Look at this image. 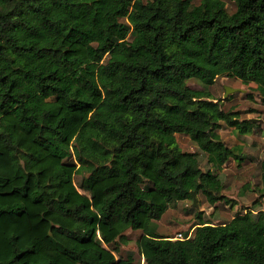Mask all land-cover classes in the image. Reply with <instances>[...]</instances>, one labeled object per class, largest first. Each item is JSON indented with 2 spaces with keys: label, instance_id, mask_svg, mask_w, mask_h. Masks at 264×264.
<instances>
[{
  "label": "trees",
  "instance_id": "trees-1",
  "mask_svg": "<svg viewBox=\"0 0 264 264\" xmlns=\"http://www.w3.org/2000/svg\"><path fill=\"white\" fill-rule=\"evenodd\" d=\"M232 1L0 0V264H138L118 256L128 230L142 264H264V210L185 240L151 231L192 192L227 200L177 134L218 170L243 159L223 123L253 131L187 83L264 99V0Z\"/></svg>",
  "mask_w": 264,
  "mask_h": 264
},
{
  "label": "rangeland",
  "instance_id": "rangeland-1",
  "mask_svg": "<svg viewBox=\"0 0 264 264\" xmlns=\"http://www.w3.org/2000/svg\"><path fill=\"white\" fill-rule=\"evenodd\" d=\"M223 1L229 13L235 11L236 5L232 0ZM190 2L195 5L199 4L201 0H190ZM187 83L193 89L210 92L216 100L223 102L225 109L238 110L241 120L256 118L258 122H253L252 129L256 132L249 138L243 136L246 134L241 135L236 129L223 123L220 129L222 139L227 145L235 148L243 159L240 162L232 159L218 170L208 162L207 155L189 135L177 134V146L181 150L196 153L203 170H213L219 174L224 182L223 194L227 200L224 199L212 205L205 195L197 194V206L194 205L193 199L171 203L160 220L152 221L151 231L169 236L174 240L179 233L193 237L196 225L200 220L221 224L230 221L240 212L246 213L252 210L257 213L264 210V161H262L264 146L262 148L260 146L261 142L264 144V99L257 91V85L255 83L247 85L239 79L228 77H219L210 86L195 78L189 79ZM227 88L236 91L226 96ZM246 158L250 159V162L244 165L247 163ZM82 178V175L76 176L77 186L81 185ZM199 215H201V219ZM140 235L141 231L128 230L125 233L127 243L121 241L118 243L120 250L118 256L123 258L132 256L135 262L142 264L144 260L138 248Z\"/></svg>",
  "mask_w": 264,
  "mask_h": 264
},
{
  "label": "water",
  "instance_id": "water-1",
  "mask_svg": "<svg viewBox=\"0 0 264 264\" xmlns=\"http://www.w3.org/2000/svg\"><path fill=\"white\" fill-rule=\"evenodd\" d=\"M236 90L232 89V88H227L226 90V96L231 93V92H234ZM251 122H258V120L256 118H251L250 119ZM192 196H193V201H194V205L197 206L198 203H197V196H196V193L195 192H192Z\"/></svg>",
  "mask_w": 264,
  "mask_h": 264
},
{
  "label": "crops",
  "instance_id": "crops-1",
  "mask_svg": "<svg viewBox=\"0 0 264 264\" xmlns=\"http://www.w3.org/2000/svg\"><path fill=\"white\" fill-rule=\"evenodd\" d=\"M255 132H256V130L253 129V131L251 132L252 134L249 133V134H247V135H243V136L249 138V137L252 136V135L254 136ZM256 135H258V134H256ZM260 146H261V148H262V147L264 146V144L261 142V143H260ZM262 159H263L262 161H264V157H262ZM245 160H246L247 163H244V165H247V164L250 162V161H249L250 159L246 158ZM244 165H243V166H244Z\"/></svg>",
  "mask_w": 264,
  "mask_h": 264
},
{
  "label": "built area",
  "instance_id": "built-area-1",
  "mask_svg": "<svg viewBox=\"0 0 264 264\" xmlns=\"http://www.w3.org/2000/svg\"><path fill=\"white\" fill-rule=\"evenodd\" d=\"M189 238H191V235L184 236L182 233H179V234H177L175 240H177V239L185 240V239H189Z\"/></svg>",
  "mask_w": 264,
  "mask_h": 264
}]
</instances>
